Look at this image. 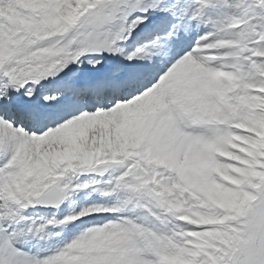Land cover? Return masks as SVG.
Returning <instances> with one entry per match:
<instances>
[{"label": "snow or ice", "instance_id": "obj_1", "mask_svg": "<svg viewBox=\"0 0 264 264\" xmlns=\"http://www.w3.org/2000/svg\"><path fill=\"white\" fill-rule=\"evenodd\" d=\"M0 264H264V0H0Z\"/></svg>", "mask_w": 264, "mask_h": 264}, {"label": "bare ground", "instance_id": "obj_2", "mask_svg": "<svg viewBox=\"0 0 264 264\" xmlns=\"http://www.w3.org/2000/svg\"><path fill=\"white\" fill-rule=\"evenodd\" d=\"M223 10H221L222 12ZM202 26H204L203 24H201L199 26V28H197V26L195 25V23H193L192 25V30L190 31V33L187 36V43H191L192 41L195 40L196 36L199 34H203L206 31H201ZM53 211H55L54 209L50 211L49 214H51ZM27 214L30 215H34L36 217H39L41 215H45L48 214V212H38V210L36 209H32L29 208ZM48 214V215H49ZM66 237L70 238L68 235H65ZM26 251L31 249L33 252H36L40 249H42V247L46 248V247H59L62 246L61 240L59 239V236L54 238L53 240H38V239H27L26 241L22 242L21 245Z\"/></svg>", "mask_w": 264, "mask_h": 264}, {"label": "rangeland", "instance_id": "obj_3", "mask_svg": "<svg viewBox=\"0 0 264 264\" xmlns=\"http://www.w3.org/2000/svg\"><path fill=\"white\" fill-rule=\"evenodd\" d=\"M221 10L222 9H220V8H210L208 10V16L212 17V18H218L219 14L221 13ZM204 29L206 31H209V29L207 27H205V26H204ZM73 179H74V182H75L77 178H73ZM88 179H89V177L88 176H84V175L78 177L79 181H86Z\"/></svg>", "mask_w": 264, "mask_h": 264}]
</instances>
